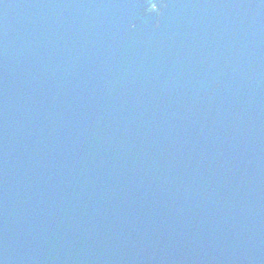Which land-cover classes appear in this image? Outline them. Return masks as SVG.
Returning a JSON list of instances; mask_svg holds the SVG:
<instances>
[{
  "label": "water",
  "instance_id": "water-1",
  "mask_svg": "<svg viewBox=\"0 0 264 264\" xmlns=\"http://www.w3.org/2000/svg\"><path fill=\"white\" fill-rule=\"evenodd\" d=\"M0 264H264V0H0Z\"/></svg>",
  "mask_w": 264,
  "mask_h": 264
},
{
  "label": "snow or ice",
  "instance_id": "snow-or-ice-1",
  "mask_svg": "<svg viewBox=\"0 0 264 264\" xmlns=\"http://www.w3.org/2000/svg\"><path fill=\"white\" fill-rule=\"evenodd\" d=\"M220 84L219 83H217V84H215V87L218 89V88H220Z\"/></svg>",
  "mask_w": 264,
  "mask_h": 264
},
{
  "label": "flooded vegetation",
  "instance_id": "flooded-vegetation-1",
  "mask_svg": "<svg viewBox=\"0 0 264 264\" xmlns=\"http://www.w3.org/2000/svg\"><path fill=\"white\" fill-rule=\"evenodd\" d=\"M154 8H155V6H154V5H152V6H151V9H154Z\"/></svg>",
  "mask_w": 264,
  "mask_h": 264
}]
</instances>
